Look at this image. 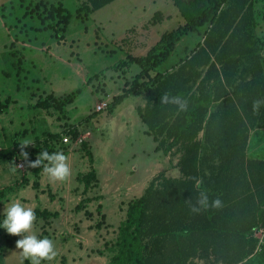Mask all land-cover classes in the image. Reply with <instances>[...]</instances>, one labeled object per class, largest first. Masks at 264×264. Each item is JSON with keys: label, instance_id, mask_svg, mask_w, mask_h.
Masks as SVG:
<instances>
[{"label": "trees", "instance_id": "obj_1", "mask_svg": "<svg viewBox=\"0 0 264 264\" xmlns=\"http://www.w3.org/2000/svg\"><path fill=\"white\" fill-rule=\"evenodd\" d=\"M116 1L81 0L76 16L87 20ZM258 2L173 0L184 18L183 25L166 32L146 55H127L100 72L140 67L125 82L122 92L109 102L107 111L112 114L129 96L142 95L146 105L138 108V115L147 127L146 133L157 143L156 151L180 154L177 166L181 173L179 178L159 173L141 196L127 203L115 239L105 243L110 253L109 264H250L256 254L264 255V239L261 241L254 235L264 228V161L247 157L250 131L264 129V38L257 34L260 21H264V6L259 7ZM34 7L32 12L46 25L45 29L54 30L64 42L73 13L61 0L56 3L40 0ZM161 17L162 14L156 13L153 23ZM205 26L208 29L204 40L188 56L169 72L158 71L184 36ZM98 77L96 74L92 78ZM92 78L88 79L89 84ZM80 92L78 89L62 96L51 93L39 98L34 107L65 114ZM165 94L186 101V110H180L176 104L161 103ZM256 100L261 101L258 112L253 110ZM11 102L10 99L0 102V114L5 113ZM66 136L76 140L80 136L78 127L70 126L61 133L46 132L43 138L36 139L31 151L30 145L23 151L28 153V160L35 161L45 150L50 154L58 152ZM80 149L92 165L94 157L89 144L83 142ZM2 160H8L13 167L17 160H24L19 141L0 149ZM31 171L33 188L39 190L43 167ZM196 179L201 181L199 188ZM77 180L84 186V194L99 181L93 166L88 173L79 174ZM18 182V186L7 185L0 190V203L16 187H24L29 181L23 176ZM201 192L207 194L209 206L193 213L190 207L196 205ZM216 199L221 206L211 207ZM93 200L82 199L76 209H85ZM101 209L99 205L101 221L94 226L98 229L105 219ZM34 212L36 221L44 222L40 236L43 238L49 234L46 226L59 218L60 213L40 208ZM85 215L94 216L89 211ZM4 219L5 215L0 217V226ZM4 236L7 246L17 240L16 235L4 232ZM2 241L0 232V264L4 253Z\"/></svg>", "mask_w": 264, "mask_h": 264}, {"label": "rangeland", "instance_id": "obj_2", "mask_svg": "<svg viewBox=\"0 0 264 264\" xmlns=\"http://www.w3.org/2000/svg\"><path fill=\"white\" fill-rule=\"evenodd\" d=\"M39 1L0 0V102L4 103L7 99L12 101L5 113L0 114V149L12 147L16 140L20 143L28 141L30 143L28 151H31L37 138H43L46 132H64L67 128L65 124L85 127L88 123L86 131L101 134V128L107 122L109 114L107 110L96 113V105L108 99L111 102L115 95L122 92L125 82L131 80L140 71L138 65H133L126 68V71L110 69L105 73H100L127 57V51L110 46L111 42L107 41L108 36H106L108 35L107 27L112 30L114 26H118L125 32L132 24H136L132 23L131 19L138 16L139 8L145 9L143 15L147 19L152 18L157 11L171 14L169 19L156 27L157 34L177 29L184 20L178 8L172 3L171 5L165 4L159 0L156 4L150 3L151 0H117L110 7L98 11L89 19L82 21L76 16V10L81 5V0H61L65 8L73 13L65 34L66 39L61 42L54 30L45 29L46 25H43L36 13L32 12L36 2ZM43 2L56 3L58 0H43ZM136 4L139 7H136ZM258 6H264V0H259ZM130 12H133V15H130ZM110 19L113 20L112 24L106 26L105 21ZM99 21L104 22L105 27V29L102 27L100 31L97 29ZM115 32L118 33V31ZM202 32L203 28L198 32L184 36L172 56L158 68V71L169 72L180 60L188 56L201 41ZM259 32H264V27L261 26ZM96 74H99V77L93 79L92 77ZM89 78H92L93 81L87 86L85 82L86 80L88 82ZM53 89H57L56 92ZM78 89L81 92L77 94L74 102L67 106L66 115L54 109L44 110L34 107L39 98L48 94L54 93L57 96H62ZM146 129L144 123L133 126L131 136L118 157L119 163L129 168L145 163L148 170L145 171L141 167L142 171L135 174L138 176L135 178L140 181L145 180L147 175L152 172L155 166L150 164L156 159H159V165L155 171L165 172L169 176H178L175 171L176 155H171L172 158H169L163 153L155 152L154 139L145 133ZM22 132H25V135H19ZM89 142L91 143L92 139H89ZM74 145L72 139L70 147ZM81 146L82 144L79 145L80 148ZM80 150L75 152L78 161L75 162L73 168L75 173L72 175L71 189L75 186V175L79 172L86 173L91 169L88 158L81 160V156H83L81 151L83 150ZM134 155L136 158L133 157ZM30 172L31 168L27 167V164L25 170L20 171L16 165L15 167L10 166L8 160L0 161V180H4V183L14 184L17 178L21 181L22 177ZM59 195V193L56 194L57 197ZM73 195L71 197L74 200L69 199L70 195L62 199V205L65 207L64 217H66L63 224L59 227L55 224L54 228L50 225L47 228L49 234L43 237L51 240L57 237L67 244L66 251L55 248L57 255L54 260L48 261L49 264H69L72 257L74 261L84 258L86 260L87 257L96 259L98 250L108 253L105 243L115 239L119 223L126 215V213L123 214L124 210L126 211L124 202L129 199H123L116 203L110 200V204L115 206L110 207L113 209L110 214L108 213L110 221L108 226L102 230L89 227H80L81 229L78 230L74 226L82 222L79 219H83V213L80 215L74 213V208L79 200H76ZM45 197L46 205H49V202L53 203L50 196L46 195ZM21 202L26 206L32 205L26 200ZM54 202H57V199ZM56 205L60 206L61 203L57 202ZM97 205L96 202L91 207L95 208ZM2 216L0 215V217ZM97 218L99 217L97 216ZM66 221L68 227L65 224ZM86 221V224H92L91 221L87 219ZM43 225V221H34L33 232L38 238H41ZM0 232L3 240V256H6V261L1 264H27L29 260L22 257L21 249L16 247L14 252L7 251L9 246L6 244L4 232L5 234L8 232L3 227ZM16 236V242L23 238L19 235ZM80 239H84V243ZM106 262L108 260H104L102 264H106ZM250 264H264V255L258 254Z\"/></svg>", "mask_w": 264, "mask_h": 264}, {"label": "crops", "instance_id": "obj_3", "mask_svg": "<svg viewBox=\"0 0 264 264\" xmlns=\"http://www.w3.org/2000/svg\"><path fill=\"white\" fill-rule=\"evenodd\" d=\"M156 2L157 0H151L150 3L156 4ZM159 2H164L165 4H170V5L172 3L174 5L173 0H159ZM80 3H83V2H80ZM110 5L106 6L105 8L110 7ZM136 7H139L138 4H136ZM139 10L140 11H139L138 16L133 17L131 19L132 23H136V24L134 25L132 24L130 28L125 30V32L123 31L124 29L122 30L118 26L116 27L114 26L112 30L109 29V27H107L108 35L106 36H108L107 41L111 42L110 46L115 49L116 48L120 49L121 51L122 50H124L125 52L127 51L126 55H133V56L146 55L148 51L153 46H155L160 41L162 36L165 34V33L157 34L156 32L158 31H156L157 29L156 27L159 26L160 23L166 21L167 19L171 17V14L164 13L163 11H157L156 13L162 14V17L156 23H153L154 16L150 19H147L146 16L143 15V12H145V9L139 8ZM93 14H91L89 18ZM130 15H133V12H130ZM82 21H85V20H82ZM112 22H113L112 19L106 20L105 21L106 26L107 25L109 26V24L111 25ZM184 22L185 21L183 20V24ZM261 26L264 27V21H260L257 27V34L260 37L264 38L263 37L264 32H259V28ZM102 27L105 29L104 22L99 21V25L97 29L100 31ZM131 29L133 30L130 32ZM207 29H208V26H205L203 28V32H202L203 36H202L201 41L199 42H202L204 40L205 31ZM115 31H118V33ZM85 84L89 86L87 80ZM53 90L56 92L57 89H53ZM145 105H146V101L142 95L129 96L120 105L117 106V108L112 114L108 113L109 118L107 122L103 124L101 128V134L99 132L97 134H94V132L92 131H86L88 123H86L85 127L83 126L78 127V130L80 132L79 137H82L84 142H87L89 144V147L93 153L94 163L91 165L89 161V164H90V168L93 166V168L96 170L98 180H99L98 185L94 189H91L87 194H84V186L80 184L79 181L77 180V176L81 174L80 172L75 175L76 180H75L74 188L72 189L70 188V184L72 182V175L75 173L73 172L74 171L73 168H74L75 162L78 161V159L75 156V152L77 150H80V147L77 145L70 147V143L69 144L63 143V144H60L59 151H62L65 155L69 157L68 162L71 166L70 178L64 182L53 183V182H50L48 177L42 172L40 174V181H39L40 188L39 190H35L32 185L34 181L32 171L29 174H25L24 176L29 181L28 184L24 187H21V186L16 187V189L9 195L8 199L6 201H3V203L0 204V215H4V210H5L6 205L11 203L13 200H19L20 202L22 200H26L27 203L28 202L32 203V205L29 204V207H32L33 210H35L36 208H40V209H48L52 212L58 211L60 213L59 218L54 220V222L51 223L50 225H52V227L54 228V225L57 224L59 227L63 224V222L66 219V217H64L65 211L63 210L65 207L62 205V202H63L62 199L70 195L69 199L74 200V198L71 197L74 194L75 199L79 200L76 206L81 202L82 199L86 197L94 198V200L91 203H89L85 209L77 210L75 206L74 213H76V215L77 214L80 215V213H83L82 215L84 219V220L82 218L79 219V221H82V222H80L79 225L74 226L76 229L80 230L81 229L80 227H83V228L89 227L91 229L96 228L94 227L96 222L101 221V216H98V212H97V207L99 205L102 206L101 213L105 216V219L103 221L101 228L100 229L96 228V229L102 230L104 227L108 226V224H110V221L108 220V213L110 214L111 210L113 209L110 207L115 206V205L110 204V200H113L114 201L113 203H116L123 199L125 200L129 199L127 200V202H124L126 203V208H127V203L133 198H135L133 196H137V197L141 196L145 192V190L147 189V187L149 186L153 178L157 176L159 173H161V171L160 172L155 171L159 165L158 164L159 159H156L154 162H151L150 164V165L155 166L152 169V172L149 173V175H147L145 180L143 179V181H140L139 179L135 178V176H137L135 174H138L142 171L141 167L145 169V171L148 170V168H146L145 163L141 165L139 164V166L133 165L129 168L123 165L122 163H119L118 161V157L121 154V151L123 150V148L125 147L126 141L131 136V130L133 129V126L143 123L141 118L138 115V108H144ZM65 127L69 128L70 126H68V124H65ZM146 131L147 129L145 130V133ZM89 139H92L91 143L89 142ZM154 143H155L154 151L163 153L162 151H156L157 143L155 141ZM81 152L83 153V156H81V160L88 158L85 155L84 151H81ZM166 156H168L169 158H172L170 154ZM133 157L136 158L135 155ZM175 157H177V162L175 163V171H177L178 176H173V175L169 176L166 173L167 177H172V178L181 177L180 170L177 166L179 158H180V154L176 155ZM247 157L249 160L264 161V129H254L250 131L249 143H248V149H247ZM88 172L89 170L86 173ZM18 181L19 179L17 178V180L14 181V184H10L9 182L4 183V180H0V190L3 189L7 185L16 184L18 186L19 184ZM26 191L28 192L26 193ZM50 193L52 194V196L50 195ZM58 193L60 195L57 197L56 194ZM46 195L51 197L53 203L49 202V205H46L47 203L45 202ZM56 199L58 203H61L60 206H57L56 205L57 202H54L56 201ZM96 202L98 205L95 208H92L91 206L93 205V203H96ZM86 211L91 212L94 216L91 218L87 217L85 215ZM125 213L126 211L124 210L123 214ZM97 216L100 218H97ZM86 219L91 221L92 224L91 223L86 224L87 222ZM65 224L68 227L67 221L65 222ZM50 225H47L46 229ZM52 241L54 243L55 248L57 247L60 250L63 249L64 251H66L67 244L63 243L62 242L63 240L61 241L60 238L56 237V238H53ZM80 241L84 243V239L82 240L80 239ZM15 244H16V240L14 241L12 246L8 247L9 250L7 251H10V253L14 252V249L16 248ZM99 251H102V250H98V258L96 259H91L86 256L87 257L86 260L84 258L82 260H78L79 261L78 262V261H74V258L72 257L71 261H69V264H102L104 260L105 261L108 260L106 264H109L110 253L102 251L103 253L100 254ZM257 255L258 254H256L251 259V261ZM5 261H6V256H3V261L1 263H4Z\"/></svg>", "mask_w": 264, "mask_h": 264}, {"label": "clouds", "instance_id": "obj_4", "mask_svg": "<svg viewBox=\"0 0 264 264\" xmlns=\"http://www.w3.org/2000/svg\"><path fill=\"white\" fill-rule=\"evenodd\" d=\"M161 103L176 104L180 110H186V101L180 97H169L165 94L161 97ZM261 101H253V110L258 112ZM28 141L20 143L21 156L27 162L29 168L43 167V173L48 177L50 182H64L71 176V166L69 157L62 151L49 153L48 151L40 152L35 161L28 160V153L23 149L29 145ZM46 161V163H45ZM15 171V169H13ZM201 181L196 179V187L199 188ZM209 206L207 194L201 192L197 198L196 205L190 207V211L198 213L201 209ZM221 201L216 199L212 202L211 207H220ZM5 219L2 226L9 234L19 235L23 238L16 242V247L21 249V255L30 261V264H42V261H52L55 259L57 252L51 239L45 237L43 239L33 232V224L36 215L32 207L22 204L19 200H13L7 204L4 210Z\"/></svg>", "mask_w": 264, "mask_h": 264}, {"label": "built area", "instance_id": "obj_5", "mask_svg": "<svg viewBox=\"0 0 264 264\" xmlns=\"http://www.w3.org/2000/svg\"><path fill=\"white\" fill-rule=\"evenodd\" d=\"M108 106H109V101H104V102H100L96 105L95 107V111L100 113V112H103L104 110H107L108 109ZM63 142L64 144H69L72 142V139L68 136H66L64 139H63ZM75 143V145L79 146L81 145L84 140L82 137H78L76 140L73 141ZM16 167L18 170L20 171H24L25 168H26V161L25 160H17L16 162ZM254 235L258 238H260L261 241H263L264 239V228H260L259 230H257Z\"/></svg>", "mask_w": 264, "mask_h": 264}]
</instances>
